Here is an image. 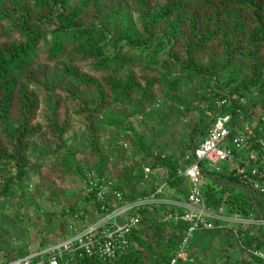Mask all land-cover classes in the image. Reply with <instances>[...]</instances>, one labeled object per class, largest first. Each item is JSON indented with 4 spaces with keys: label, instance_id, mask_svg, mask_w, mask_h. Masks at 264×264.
Listing matches in <instances>:
<instances>
[{
    "label": "trees",
    "instance_id": "16d2710c",
    "mask_svg": "<svg viewBox=\"0 0 264 264\" xmlns=\"http://www.w3.org/2000/svg\"><path fill=\"white\" fill-rule=\"evenodd\" d=\"M58 63L67 82L51 83L49 67ZM190 83L202 95L199 101L205 111H214L223 94L247 98L252 104L264 100V0H0V203L17 195L23 215L31 210L37 221L41 219L36 207L46 208L49 218L41 231L40 251L104 216L97 199L102 180L112 182V190L123 195L124 203L150 197L163 180L164 195L187 199L189 182L178 174L185 167L183 154L156 151L154 138L138 126L140 119L145 128L152 124L164 101L165 105L187 102ZM39 94L60 97L50 107L45 127L36 123ZM63 99L83 120V150L67 140L70 118L58 115ZM209 126L204 113L189 126L186 153L207 135ZM44 131L48 139L43 166L82 184V193L62 190L51 178L40 177L33 184L30 141ZM144 166L156 171L146 182ZM158 169L166 171L165 179ZM89 179L100 184L87 193L84 185ZM216 179L217 185H204L207 206L220 209L227 204L230 214L242 210L251 215L252 194L234 188L233 176ZM111 196L108 209L114 206ZM255 199L263 208L264 197ZM176 211L169 206L141 208V227L133 232L125 254L116 261L83 255L76 264H170L188 229L185 223L165 220ZM27 220L32 221L29 216ZM206 233L219 241L222 262L231 264V251L238 247L232 235ZM8 239L14 241L6 232L0 245L6 247ZM250 242L245 238L246 245ZM8 243L11 248L1 250L0 264L28 256L26 249L13 250L17 246ZM192 244L187 249L191 256ZM256 248L264 253V241H258ZM204 250L196 249V255ZM41 259L36 257L34 263ZM240 259L238 264H264L255 257Z\"/></svg>",
    "mask_w": 264,
    "mask_h": 264
},
{
    "label": "built area",
    "instance_id": "2783aa9c",
    "mask_svg": "<svg viewBox=\"0 0 264 264\" xmlns=\"http://www.w3.org/2000/svg\"><path fill=\"white\" fill-rule=\"evenodd\" d=\"M215 107L214 111L206 113L210 122L207 135L184 156L185 167L178 173L189 182L186 200L164 195L165 184L162 183L150 197L124 203L123 195L112 190V182L102 180L98 188L100 181L89 179L84 189L87 193L99 189L97 199L103 204L104 216L44 252L10 264H76L83 255L116 261L128 251L133 232L141 227V208L155 205L175 208L177 211L165 220L188 226L170 264L186 261L191 239L198 232L208 231H228L243 258L264 261V253L256 248L258 241H264V207H259L255 199V195L264 197V100L252 104L247 98L223 94L216 100ZM225 170L227 176L237 180L234 188L250 192L254 197L251 215L245 216L242 210L230 214L227 204L220 209L207 206L204 185H217L216 178L224 175ZM143 171L145 182L156 174L150 166H144ZM108 195H112L110 205L113 202L114 206L111 209L106 204ZM245 238L251 240L250 244H245ZM36 257L42 259L34 263Z\"/></svg>",
    "mask_w": 264,
    "mask_h": 264
},
{
    "label": "rangeland",
    "instance_id": "374dc122",
    "mask_svg": "<svg viewBox=\"0 0 264 264\" xmlns=\"http://www.w3.org/2000/svg\"><path fill=\"white\" fill-rule=\"evenodd\" d=\"M115 0H107V2H113ZM153 3L158 2V0H151ZM135 18V14H132ZM60 63L50 65V74L48 76L49 82H67L64 79V73L62 71V68L60 67ZM81 66V65H80ZM85 72H90V69L85 67ZM190 89H186V95L188 96V101L184 102L183 104H169L165 105V101L162 102L161 108L158 106L157 110H160L159 114L158 112L154 114L155 119L152 121V124H148L145 128L143 124L144 120L140 119L139 126L136 124L137 122L134 121V126L140 128V132H145L147 130L148 136H150L151 140L152 137L154 138V142L152 144L154 145V148L156 151L161 150L167 153H182L183 156H185L187 153L185 152V144L188 141V133H189V126L193 125L194 123H197L201 115L203 113L206 116L207 112L211 111H205V104H202L201 101H199L202 97L199 96L197 88L193 86L192 83L189 84ZM59 97V96H58ZM57 96H45L43 94H39V98L41 101L40 105V111L38 113V117L36 120V123L43 125L45 127L46 122L49 121L52 115V111L50 107L54 105V100L58 98ZM60 98V97H59ZM63 105H61V109L58 112V115L64 116L66 118H70L71 121V129L67 135V140L69 142V145L73 146L75 149L83 150L85 147V128L83 126V120L79 119V117H76L75 114L72 113V109L70 108V103L65 102V99H63ZM67 110L69 111V114H67ZM152 111L148 110L147 113L151 114ZM158 114V115H157ZM143 125V126H142ZM82 126V127H81ZM46 129V128H44ZM45 132V131H44ZM47 133L45 132L42 134V136L36 138L33 141H30V151H29V159L30 163L35 168V175L33 179V184H36L37 181L40 180V177H45L44 179L47 180L48 178H51L55 185L62 189V190H71L74 193H82L83 191V185L82 184H73V182H69L68 178L62 179L59 175L55 174L53 172V169L49 166H43L45 163L44 156L47 153V148L45 146L47 142ZM156 137V138H155ZM164 146V147H162ZM166 146V147H165ZM78 158H82L80 155ZM184 158V157H183ZM91 161V160H90ZM225 176L227 175V172L225 170ZM115 174H118V171H114ZM160 176L163 177L162 179H165L166 172L161 171ZM165 180H163L164 183ZM50 185H48L49 187ZM169 190V189H168ZM19 191H17L18 193ZM256 196V195H255ZM256 198H258L256 196ZM18 201L17 195H14L11 197V199L6 200L2 203H0V242L5 238V233L9 232L13 235V240L11 241L8 239V242H13L15 246H17V249L14 248L13 250H18L20 247L22 250L26 249L29 253L28 256H36L37 254H40L41 252H44L45 250L49 249L52 246H48L44 249H39V241L41 237L43 238V235L41 231L43 228L47 225L46 219L49 218L47 216V210L45 207H41L38 205L37 210V218L41 219V221H37L35 218V214L31 210H29V213L27 214L29 217H31L30 224H34L33 226H29L30 224L27 223L28 216L23 215L25 211L22 207L18 206L16 203ZM42 206V205H41ZM47 216V217H46ZM24 218V222H21L20 219ZM61 220V219H60ZM22 224V225H21ZM28 224V227H27ZM72 225V224H71ZM19 227V229L15 230L14 227ZM35 226V227H34ZM81 226V225H80ZM72 229L74 228L73 225L71 226ZM23 228V229H22ZM24 228H27L25 231V234L22 233ZM69 228V226H68ZM79 228H74V234L76 233V230ZM62 231H58V236L60 235ZM72 233L71 236L74 235ZM69 236V237H71ZM68 239V238H67ZM61 240H65V237H60L57 240V243ZM5 241V240H4ZM25 241V244L23 243ZM192 246L195 248V253L193 256H191L190 253H193L189 250V256L187 257L186 261H183L184 264H226V262H222L221 257L219 256L220 250H217L219 247V241H215L211 237V233L206 232H198L196 233L195 237L191 240ZM6 243V247H2L0 245V257L1 250L3 248L10 247V243ZM23 243L22 246H20L19 243ZM233 242V241H232ZM4 245V246H5ZM204 248L206 250V253L203 251L196 255V249L198 248ZM11 248V247H10ZM204 250V251H205ZM234 257H231L230 263L231 264H238V262L241 261V255L238 253H241L242 251L239 248L234 249ZM216 251V252H215ZM231 253V254H232ZM237 253V255H236ZM220 257H218V256ZM212 256V257H210ZM220 260V261H219Z\"/></svg>",
    "mask_w": 264,
    "mask_h": 264
},
{
    "label": "crops",
    "instance_id": "0c3cea01",
    "mask_svg": "<svg viewBox=\"0 0 264 264\" xmlns=\"http://www.w3.org/2000/svg\"><path fill=\"white\" fill-rule=\"evenodd\" d=\"M163 171H165V170H163ZM166 172V171H165ZM167 176V175H166ZM31 256V255H30Z\"/></svg>",
    "mask_w": 264,
    "mask_h": 264
}]
</instances>
